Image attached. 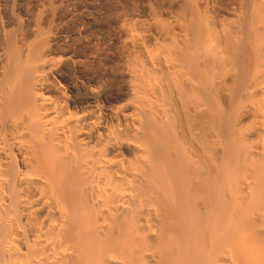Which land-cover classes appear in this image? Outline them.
I'll list each match as a JSON object with an SVG mask.
<instances>
[{
	"label": "bare ground",
	"instance_id": "bare-ground-1",
	"mask_svg": "<svg viewBox=\"0 0 264 264\" xmlns=\"http://www.w3.org/2000/svg\"><path fill=\"white\" fill-rule=\"evenodd\" d=\"M0 264H264V0H0Z\"/></svg>",
	"mask_w": 264,
	"mask_h": 264
}]
</instances>
